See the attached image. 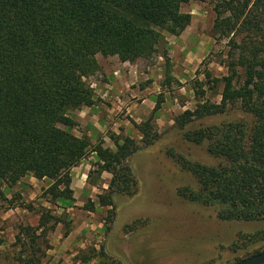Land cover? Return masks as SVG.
<instances>
[{
	"label": "trees",
	"instance_id": "16d2710c",
	"mask_svg": "<svg viewBox=\"0 0 264 264\" xmlns=\"http://www.w3.org/2000/svg\"><path fill=\"white\" fill-rule=\"evenodd\" d=\"M193 1L203 0H0V182L14 187L29 176L49 180L48 201L61 202L64 211L57 216L41 206L38 226H19L14 244L19 264H44L52 249L49 235L59 225L64 238L72 232L67 214L75 207L72 171L91 149L86 137L73 134L78 124L72 113L95 105L88 79L100 70L97 57L131 64L162 51L166 57V36L188 28L192 17L183 8ZM215 12L214 37L228 41L222 61L228 75L213 78L206 71L205 78L212 89L222 88L221 102L204 100L200 87L203 100L178 116L175 125L186 141L207 144L209 154L223 162L192 163L173 150L168 156L199 184L198 190H179L181 198L214 208L221 222L264 223V0H217ZM231 107L255 123L186 131ZM158 109L137 126L143 147L112 136L115 151L103 145L93 149L101 174L112 175L107 194L98 198L101 207L113 210L115 196L137 193L129 160L161 138L153 125ZM80 255L81 263L121 264L103 248Z\"/></svg>",
	"mask_w": 264,
	"mask_h": 264
},
{
	"label": "rangeland",
	"instance_id": "374dc122",
	"mask_svg": "<svg viewBox=\"0 0 264 264\" xmlns=\"http://www.w3.org/2000/svg\"><path fill=\"white\" fill-rule=\"evenodd\" d=\"M216 3L203 0L184 6L191 23L181 35L166 36V57L162 51L132 64L117 57H97L100 70L88 79L95 105L72 113L78 124L73 134L91 142L88 156L72 171L75 207L67 211L72 232L64 238L65 228L59 225L49 235L52 249L44 264H96L79 261L82 251L94 247L103 248L121 264H237L264 252V223L221 222L214 208L181 198L179 190H198L199 184L168 156L173 150L192 163L217 166L223 162L209 154L207 144L186 141L175 125L178 116L193 111L203 100L200 87L206 93L204 100L221 102L222 88L212 89L205 78L206 71L213 78L228 75L222 64L228 41L213 34ZM157 105L153 125L161 138L129 160L137 193L115 196L113 210L101 207L98 198L107 194L112 175L101 174L93 149L103 145L115 151L112 136L131 138L143 147L137 126L153 115ZM241 121L255 123L251 115L231 107L225 114L189 125L186 131ZM50 185L49 180L31 176L14 187L0 182V264H19L14 245L18 228L38 226L41 206L57 216L64 213L61 202L49 203Z\"/></svg>",
	"mask_w": 264,
	"mask_h": 264
},
{
	"label": "water",
	"instance_id": "95a60500",
	"mask_svg": "<svg viewBox=\"0 0 264 264\" xmlns=\"http://www.w3.org/2000/svg\"><path fill=\"white\" fill-rule=\"evenodd\" d=\"M237 264H264V252Z\"/></svg>",
	"mask_w": 264,
	"mask_h": 264
}]
</instances>
